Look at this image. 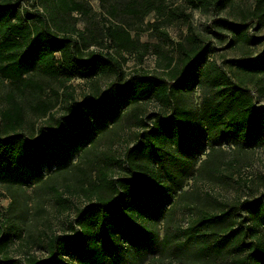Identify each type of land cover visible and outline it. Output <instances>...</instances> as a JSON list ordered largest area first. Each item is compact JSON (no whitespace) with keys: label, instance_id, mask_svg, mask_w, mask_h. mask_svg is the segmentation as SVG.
Masks as SVG:
<instances>
[{"label":"rangeland","instance_id":"obj_1","mask_svg":"<svg viewBox=\"0 0 264 264\" xmlns=\"http://www.w3.org/2000/svg\"><path fill=\"white\" fill-rule=\"evenodd\" d=\"M75 1L82 3L87 12L68 14L58 2L50 4L46 0H20L16 11L20 15L29 12L35 23L33 17L41 13L47 25L59 34L65 33L61 28L74 29L68 33L88 50L98 49L99 42H107L104 30L108 25H122L138 42L136 50L121 56L113 53L122 62L126 76L138 68L163 75L166 55H178V42L187 45V23L181 20H162L155 30L151 24L159 16L154 11L143 17L128 15L129 0ZM159 1L190 15L189 23L199 44L211 49L214 66L205 63V71L204 64H197L191 71L190 82L198 85L204 100L202 107L196 105L198 92L194 90L183 92L179 101L194 113L193 133L182 145L164 132L151 135L152 144L147 142L141 147V167L146 169L136 167L128 172L122 168L125 149L136 143L134 106L126 107L122 116H106L111 128L98 125L88 137L69 130L61 119L69 115L68 106L82 100L85 94L96 93L97 87L103 90L115 82L114 73L100 74L94 81L71 78L63 83L42 72L39 65L17 82L0 73V112L9 97L15 98L24 118L17 131L36 140L45 150L44 161L34 165L30 185L0 183V235L8 237V257L22 264L30 257L47 258L50 236L70 233L69 222L74 221L89 199L112 194L107 185L95 190L93 182L99 178V168L109 174L107 178L134 177L133 173L144 172L147 179L166 190L161 201L170 202L165 207L161 203L160 209L135 214V224L149 232L146 238L137 239L124 232L121 225L114 226L110 236L118 252H111L108 244L99 242L101 258L97 263L86 260L85 264H264V221H259L262 212L254 204L264 203V130L248 134L246 127L222 133L211 124L206 112L230 89L222 76H216L218 72L225 73L232 84L250 95L257 107H264V72L239 66L243 60L255 63L264 56V0H224L218 12L194 9L185 0ZM138 51H145L142 62L137 59ZM26 79L37 81L43 90L32 89ZM55 97L49 114L41 116L32 110L36 98ZM162 109L159 104L148 102L138 113L149 122L147 116L161 113ZM49 127L64 130L63 135L52 137ZM43 135L45 139L41 140ZM87 141L90 147L85 146ZM202 141L211 145V151L206 162L198 164L195 152ZM173 151L180 159L171 169L179 188L167 180L159 163L161 157L165 165V153ZM61 155L66 159L63 167L58 166ZM221 213H227L222 225L201 222L206 214ZM229 225L236 230L231 236ZM62 259L79 264L64 254Z\"/></svg>","mask_w":264,"mask_h":264},{"label":"trees","instance_id":"obj_2","mask_svg":"<svg viewBox=\"0 0 264 264\" xmlns=\"http://www.w3.org/2000/svg\"><path fill=\"white\" fill-rule=\"evenodd\" d=\"M19 1L0 0V73L5 78L17 82L36 65L41 67L42 72L53 79H58L60 83L71 78L94 81L100 74L114 73L117 78L115 82L107 85L103 90L97 87L96 93L85 94L82 100L68 106L69 115L61 119L65 127L76 133L80 132V135L85 137L93 133L98 125L111 128L106 116H122L126 107L134 106L138 129L135 134L136 143L125 149L124 158L121 160L122 168L128 172L136 167L146 169L141 167L140 159L144 156L141 147L147 142L152 144L151 135L164 132L168 136H174L178 145L185 143L189 133L192 134L194 131V113L179 102L182 101L180 98L183 92L194 90V93L198 92L199 101L196 105L202 107L204 100L197 88L198 85L190 82L191 71L197 64H204V70H207L206 64L214 66L211 49L199 44L189 23L188 13L167 7L159 0H129L126 6L128 15L143 17L154 11L159 16L158 21L151 24L155 30H158V22L162 20H181L187 23L189 36L185 39L187 45L180 42L176 44L178 53L176 57L166 55L163 75L138 68L126 76L122 62L114 54L121 56L123 52L136 50L138 42L131 37L125 27L118 24L108 25L104 30L107 42L104 44L99 42L98 49L88 50L85 44L81 45L82 41L68 33V30L74 31V29L61 28L65 33L59 34L47 25L46 18L41 13L37 12L33 17L36 18V23L31 22L29 12L20 15L16 11ZM46 1L50 4L58 2L68 14L87 12L84 5L75 0ZM185 1L194 9H212L214 12L220 11L224 3V0ZM144 52L136 53L139 62H142ZM239 66L251 72H264V56L255 63L250 59L243 60ZM216 76H222L223 80L229 83L230 89L206 110L211 124L222 133L238 131L246 127L249 128L246 131L248 134L251 131L264 130V107H257L252 97L245 94L239 86L232 84L225 73L218 72ZM25 82L37 92L43 90L37 81L26 79ZM52 92L57 95L56 91L52 90ZM56 99L57 97L54 100L36 98L31 108L35 113L45 116L55 106ZM148 102H155L163 108L161 113L147 116L149 122L138 113L141 106ZM0 120L2 122L0 183L30 185L35 175L34 165L39 166L44 161L45 150L36 140L28 139L17 131L22 127L24 118L22 107L15 98L9 97L6 107L0 112ZM63 132L64 130L49 127V134L52 137L63 135ZM10 133L12 135H9ZM41 138L44 140V135ZM85 146L90 147V141H87ZM210 151L211 145L207 141L199 143L195 152L198 164L206 162L205 159ZM165 155L166 164L163 165L161 157L159 163L164 169L167 180L179 188L171 169L180 159L175 151ZM58 159L59 167L66 165L64 155L59 156ZM97 175L99 178L93 182L95 190L107 185L112 194L98 195L93 200L89 199L88 203L79 209L74 221L69 222L70 233L48 238L47 258L37 260L30 257L23 264H74L71 261L65 262L62 259L63 254L76 259L79 264H85L86 260L97 263L102 256L99 242L102 245L108 244L111 252H118L110 236L111 229L116 228L114 226L121 225L124 232L131 233L137 239L148 236L147 229L135 224L134 216L137 212L141 214L143 210L165 207L170 202V199L161 201L166 190L147 179L144 172H135L134 177L107 178L109 174L98 168ZM254 204L262 212L259 221H264V203ZM226 217L227 213L206 214L201 222L222 225ZM235 231V228L229 225L228 235L231 236ZM7 243L8 237L0 235V264H22L20 260L5 254Z\"/></svg>","mask_w":264,"mask_h":264}]
</instances>
